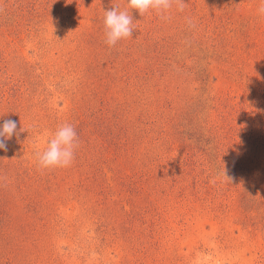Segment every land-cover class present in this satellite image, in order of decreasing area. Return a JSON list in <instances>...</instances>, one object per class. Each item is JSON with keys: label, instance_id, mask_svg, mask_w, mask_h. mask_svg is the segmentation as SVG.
<instances>
[{"label": "rangeland", "instance_id": "rangeland-1", "mask_svg": "<svg viewBox=\"0 0 264 264\" xmlns=\"http://www.w3.org/2000/svg\"><path fill=\"white\" fill-rule=\"evenodd\" d=\"M260 4L185 0L164 20L127 0H0V125L17 123L0 264H264ZM117 5L134 29L109 47ZM65 122L72 165L38 167Z\"/></svg>", "mask_w": 264, "mask_h": 264}, {"label": "clouds", "instance_id": "clouds-1", "mask_svg": "<svg viewBox=\"0 0 264 264\" xmlns=\"http://www.w3.org/2000/svg\"><path fill=\"white\" fill-rule=\"evenodd\" d=\"M175 5L176 10L183 12L185 0H127V8L138 10L141 16L155 12L161 19L167 20ZM258 14L264 16V0H261ZM188 25L192 28L195 23L188 19ZM105 30V43L109 47L115 46L119 41L132 36L133 18L127 10H120L117 5L112 10H105L103 16ZM17 123L14 120H6L0 125V149L7 150L5 141L11 139L16 133ZM24 129H21L23 131ZM79 146L77 132L70 123L60 124L43 151L37 152L38 167L42 169L67 168L74 161L75 151Z\"/></svg>", "mask_w": 264, "mask_h": 264}, {"label": "trees", "instance_id": "trees-1", "mask_svg": "<svg viewBox=\"0 0 264 264\" xmlns=\"http://www.w3.org/2000/svg\"><path fill=\"white\" fill-rule=\"evenodd\" d=\"M6 226L7 225L3 222V217L0 215V230H4Z\"/></svg>", "mask_w": 264, "mask_h": 264}]
</instances>
